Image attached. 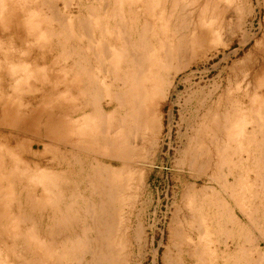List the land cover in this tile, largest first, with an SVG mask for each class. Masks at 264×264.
<instances>
[{
	"label": "rangeland",
	"instance_id": "rangeland-1",
	"mask_svg": "<svg viewBox=\"0 0 264 264\" xmlns=\"http://www.w3.org/2000/svg\"><path fill=\"white\" fill-rule=\"evenodd\" d=\"M19 1L0 0V95L3 94L4 103L8 98L12 102V110L14 109L13 112L16 111L15 120H17L18 126L27 125L29 134H32L39 129L32 111L36 105H39L36 101L40 97V91H43L42 95L45 94L47 98L52 96L49 91L50 83L45 82L47 77H50V66L53 65L57 69L58 66L61 67L64 64L63 57L60 58L63 51L62 46L56 45L55 47V44L57 42L64 43V41L62 39L63 34H61L62 30L58 24L55 21L51 22L48 16L46 18L47 12L43 7V0H39V2L37 0L36 3H34L35 1L31 2L32 0ZM54 1L63 14H69L68 20L71 24L70 39L72 38L70 41L71 44L75 43L74 46L76 48L79 45L80 50H75L71 59L81 58V63L89 67L92 72L91 76L88 79L86 78V81L81 85L82 89L87 93H85L86 96L89 94L87 100H93L95 95L97 96L98 90L105 85L102 88L105 93L102 96V100L98 99L97 104L105 112H113L116 104L113 102L111 105H107L110 101V96L107 92H112L118 85L122 84V81L114 79L115 75L113 72L109 73V71L100 70V64L92 56L91 51L87 50V48L89 49V45L87 46L88 40L85 39V35L78 33L81 27L80 19L84 21V18L87 20L92 18V23L98 19L97 21L100 20L99 23L104 26L105 31L107 30L106 39L109 41L115 40L116 42L112 43L111 46L124 41L122 38L117 40L114 36L116 22L114 17L111 16L107 19L103 17L102 4L106 3L107 0ZM26 3L27 6L25 5ZM65 4H68L67 8L64 6ZM124 7L126 8H123L122 16L126 17L129 30L132 24L128 20V7ZM112 8L113 0H109L107 12L111 14ZM30 10L34 11L32 13L35 15L31 16ZM125 12L127 13L124 15ZM167 13L171 15L169 20ZM40 14L43 15V18L40 17L42 16ZM164 15L165 21L161 28L156 27L157 35L154 38L151 37L154 46L152 60H157L159 56L160 60H164L167 57L170 61L171 68L168 71L169 86L165 97L161 98V100L158 99L159 104H156V106H159L156 107L157 109L155 108L157 130L153 136H149L150 150L148 155L144 158H142V155L134 163L131 162L130 171L127 170L126 174L124 173L126 176L123 175L126 178H123L125 184L123 192L120 191L119 193L122 198L117 202L120 203L119 213L116 212L108 221L116 225L112 240L119 244L120 247L119 257L114 255V252L111 254L113 257L111 263L206 264L209 262L211 264H248L247 260L241 257L236 244L240 230L234 225L235 223H232L226 216L222 215L219 209L221 204H225L231 210V205L223 194L219 182H221V175L230 168L233 169V167H231V162L228 160L221 170L213 174L218 182L214 181L211 179L213 168H209L206 163V157L210 154L214 155V147L220 144V139H224V133H218L216 129L219 123H223V116L226 110L230 108V103H242L245 106L249 103L250 98L254 96L253 86L256 85V81L259 78H253L251 72L253 71L252 68L259 63L258 52L264 47V0H181L179 5L173 9L170 1H168ZM37 18L39 21L42 18V26ZM93 29L95 38L99 40V24L93 26ZM201 34L203 35L201 36ZM38 36L41 37L42 41L37 39L39 38ZM44 36L45 38H43ZM202 37L205 38L203 39ZM49 39L50 41H48ZM34 41H37V43ZM38 43L46 45L39 46ZM51 46L53 47L52 50L49 49ZM167 46L172 48L171 52ZM178 48L179 51L177 52ZM4 49L7 50L6 53ZM40 50L45 53L43 54ZM51 53L54 54L52 55ZM78 54H81V56ZM37 55L39 58L43 56V60L42 58L39 59ZM71 59L68 60L70 64L73 63ZM178 63L179 65L183 64L184 67L176 70L175 67H177ZM38 65L40 66L38 67ZM4 74L6 75V83H9V86H4ZM62 75L63 77L65 75L68 76V80L72 79L73 81V74H70V76L67 73ZM41 81L45 82V85H42ZM147 84L150 86L149 83ZM58 89L57 95L60 97L59 102L61 104L70 105L69 102H71L73 106L72 102L75 101L77 103L79 100L75 99V95H72L71 92L64 91L62 83L58 86ZM262 90L256 88L255 91L258 93L256 96H262ZM148 96L154 98L149 91ZM63 99H65L64 102L66 101V104L62 102ZM68 99H71V101ZM150 100L151 98H148V103H150ZM72 109L67 111L70 112ZM255 109H252V112L250 111L251 115L256 111ZM91 113L92 110L88 107L86 114L90 115ZM247 113L244 114L246 117L250 114L249 112ZM261 113L260 116L264 119V108L261 109ZM251 115L249 116L250 119ZM23 116H27L28 119ZM69 116L71 118L69 122H71L73 128L69 130L72 126L68 124L69 128L67 125V131H64V133L69 141L67 144H69L70 153L62 155L58 151V153L46 152L44 161H37L38 163L29 162L21 155L22 149L17 144L18 142H23V146L27 145L28 138L24 137V133H20L15 128L8 126V122L3 125V122L0 121L3 128L5 126L7 135L11 133L15 136V139H11L10 143L7 144L4 140L5 134L0 133V176H2L0 178V264H43V262L45 264H85L86 261L91 259L90 254L82 252L79 247L81 243L86 242L89 247H92L89 249L94 252L102 251V253H106V249L99 248V245L95 242L94 229L98 227L97 222L82 215L81 210L86 205H84L80 197L72 202H70L71 200L68 201L69 203H74L71 204L70 218L66 222L67 224L70 223V225L66 224V227L68 229L72 228V233L64 236L57 233L46 235L44 232L46 218L40 219L36 215L33 216V213L29 211L26 213L27 209L23 206V199L19 200V192L23 183H36L37 186L40 184L34 179L25 182L20 181V178L26 175L22 171L33 170L36 165L40 166V169L48 167L46 170L63 172L65 177L62 178L66 180L67 185H62L59 188L66 191L68 195L78 194L81 196L87 195V193L90 194L89 190H87V185L84 184L86 172L83 167L87 164L85 162V159L87 161L85 156L87 153L80 149L82 147L88 149L89 164L91 162L93 166H96V163L99 162L110 169L122 167L119 160L100 156L98 143L91 141L93 140L91 130L88 133L87 129H90L89 126L85 123L81 124L80 126H87H85L87 129L83 126V131L81 130L83 127H79L77 123L78 116ZM247 129V134H249L251 126L247 125ZM79 131L85 133H80ZM56 135L58 136L57 132ZM57 136H55V139H57ZM243 136L244 139L242 137L239 138L244 143L240 139L236 140V136H233L234 138L231 137L230 140L224 139L225 144L228 146L241 147L238 154L242 156V159L246 157L247 153H251L252 156L248 162L244 161L241 164L242 166L233 169V171L238 170L235 171L236 177L241 175L239 177V179L241 178L240 182H231L233 184L231 186L240 187L237 189L238 191L241 190L249 178L251 180L255 178L256 169L253 161L260 155H264V142L260 143L258 140L259 142H251L249 145L248 137L246 135ZM78 137L79 139H77ZM257 137V139L260 138L259 135ZM70 139L74 141V144L77 141L79 143L71 144L73 141ZM254 144L257 146L263 144V151L262 148H258ZM40 149L43 150L41 147ZM40 149L36 148L35 151L41 152ZM232 153L233 151L226 150L224 155L231 157L233 156ZM193 155L195 161L190 164ZM20 158L23 159L26 166L23 169L16 170V162L20 163ZM93 159H97V162ZM58 162L64 163V166L58 167ZM50 165H53V168H49ZM7 171H9L8 174L5 173ZM131 173L132 175H130ZM8 175L9 179L7 178ZM62 182L60 183L57 180L56 186L61 185ZM252 182L251 189L256 193L254 202L258 205L262 202L264 205V185L262 180H253ZM88 199L86 201L88 206H97L96 200L91 197H88ZM50 205L47 203L45 206L49 208L51 207ZM18 206L21 208L19 209ZM64 207L65 205H60L59 203L54 206L55 209H63ZM246 208L249 209V207ZM237 214L239 213L237 212ZM22 215L23 217L26 216V218L24 217V219ZM233 216L237 222L242 224L244 233H247V236L252 239H254V236H258V231L251 229L245 219L240 221L237 216ZM54 221L57 223V219ZM54 221L52 222L53 224ZM256 246L258 247V245ZM36 247L38 248L36 249ZM195 248H205V255L200 256V252H194ZM51 249L53 250L52 253L55 252V254L51 253ZM55 256L59 258L57 259ZM50 257H52V263H50L51 261L48 262Z\"/></svg>",
	"mask_w": 264,
	"mask_h": 264
},
{
	"label": "bare ground",
	"instance_id": "bare-ground-1",
	"mask_svg": "<svg viewBox=\"0 0 264 264\" xmlns=\"http://www.w3.org/2000/svg\"><path fill=\"white\" fill-rule=\"evenodd\" d=\"M33 1H35L34 3H36L37 0H32L31 2H33ZM107 1H106V3L102 4L103 5L102 8L104 10V16L103 17H104V19L105 18L107 19L111 16L114 17V19L116 21L115 26H114L115 27L114 36L117 40H119V38H122V39H124V41L122 43L119 42L118 44H115V46H111L112 43H116V42H115V40L109 41L108 39H106V33H107L106 31L107 30L105 31V29L103 28L104 26H102V24L99 23L100 20L97 21L98 19L96 20V22H93V23L91 21L92 18L90 20H87L86 18H84V21H83V19H82V21L80 19V24H81L80 26L81 27L79 26L80 31L78 33H80V35H85V37H86L85 39L88 40L87 46L89 45V49L87 47L86 48H87V50L91 51L92 56H94L96 58L97 63L100 64L99 65L100 70L102 69L103 71H109V73L113 72V74L115 75L114 79L122 81V84L118 85L117 88L114 89L112 92H109V93L107 92V94L110 96V101L107 103V105H111V103H113V102H114V104H116V107H114L115 109L113 110V112L107 113V112H105V110L100 105L97 104L98 99L100 98V100H102V96L105 93L104 89H102L105 85L102 88L100 87L101 88L100 90L96 89L99 92L98 93L95 92L97 94V96L94 93L95 97L93 100H91V99H90L91 101L87 100V96L89 94L86 96L87 93L84 89H82L81 85L83 82L86 81V78L88 79L91 76L92 72H91L89 67H87L81 63L82 62L81 58H78L75 60L71 59L72 54L75 52V50H77V49L80 50L79 45H78V48H76V46H74L75 43L71 44L70 40L72 38L70 39V37H71L70 25L71 24H70V21L68 20L69 14H66L67 16L65 14H63V12H61L59 10V7H58V5H56L54 0H43V7L47 12L46 18L48 16V18L51 20V22L55 21L58 24V26L60 27V29L62 30L61 34H63V38L62 37L61 38L63 39L64 43H62V42L56 43L55 42L56 44L55 43L54 44H55V47H56V45L62 46L63 51H62V56L60 55L61 56L60 58L63 57L64 64H62L61 67L58 66L57 69H55V67L53 65L50 66L51 67L49 70L51 72L50 77L49 78L47 77V81L45 80V82L50 83L49 84V89H50L49 91L52 93L51 94L52 96L47 98L45 94L42 95L43 91H40V97L36 101V102H38L39 105L38 106L36 105L35 108L33 109V111L31 110L32 115H33L35 121L37 122V124L39 126V129L35 133L29 134V132H28L29 127L27 125L18 126L17 120H15L16 119L15 118L16 111L13 112L14 109L12 110V102L8 98L9 100L7 99V101L4 103V96H3V94L0 95V121L3 122V125L5 122H8V126L15 128L20 133H24V137L28 138V143L26 146H23V142L22 143L18 142V144H17L20 147V149H22L21 155L24 156L27 161L34 162V163H38L37 161L43 162L46 152H57L58 151L62 155H65L66 153H70V150L68 148L69 144H67L69 141L66 138V134L64 133V131H67L66 129H67L68 124L71 125V122H69V120H71L69 115H71V117L75 115V116H78L77 123H78L79 127H83L84 125L80 126L83 123H85L86 125L89 126L90 129H87L86 125H85L86 127L85 126L84 127L88 130V133H89V130H91L90 132H92L91 134L93 135V140H91L90 138H88V139L91 141H94V143H96V142L98 143V144L97 143L96 144L99 145L98 148H99L100 156L107 157V158H114V159H117L121 162L122 167L119 169H115V168L110 169L107 166H104V164L99 163V162L96 163V166H93L91 164V162H90V164L88 163V160H89V157H88L89 154L87 152L88 149L83 148V147L80 148L85 153H87L85 155L87 158V161L85 159V162H87V164L84 165V167H83V170L86 172V175L84 176V184L87 185V190H89V192H90V194L87 193V195H81V196L78 194L68 195L66 191L59 188V187H62V185H64V186L67 185L66 180H64L62 178V177H65V174H63V172L46 170L48 167H46V169H40V166H37L36 164H35L36 165L35 169H33V170L22 171V173H25L26 175L21 177L20 181L22 180L23 182H25V181H28L30 179H34V180L38 181L40 184H39V186H37L36 183H33V184L28 183V182H26V184L23 183L21 185V188H20L21 191L19 192V200L23 199V203H24L23 206H25V208L27 209L26 213H28V211H29V212L33 213V216L36 215L40 219L46 218V226H45V231H44L46 233V235H51L53 233H55V234L57 233L60 235L62 234L64 236V235H67L68 233L69 234L72 233L71 232L72 228L70 227L71 229H68L66 227V224H67L66 222L70 218L69 215L71 213V209H70L71 204H74V203H69L68 201L71 200L70 202H72L74 200H77V198L80 197V199L84 202V205H86V206L83 207L81 210L82 215H84L85 217L90 218L93 221L97 222L98 227L94 229L95 235H96V241L95 242H96V244L99 245V248H105L106 249V253H102V251H99L97 253V252H94L93 250L89 249L91 246L89 247V245L86 244L87 242L81 243L79 249H81V251L84 253H89L90 257H91V259L89 261H86L85 264H112L111 260L113 259V257L111 254L113 252H114V255H116V256L118 255V257H119V254H120L119 244H117L114 240H112V234L116 229V225H115V223H109L108 221L111 217H113V215L116 212L119 211L120 203H117V202H119V199L121 200L122 197H121V195L119 196V193H120V191L123 192L122 190L125 187L123 180L126 178V177L124 178V176H126V175H124V173L132 167V166H130L131 162L134 163L142 155H143L142 158H144L146 155H148V152L150 150V143H148L149 136H153L157 130V116H156L155 108L158 105L156 106V104L158 103V99L161 100V98L165 97L166 90L169 86L168 71L171 68L170 61L167 59V57L164 60H160L159 56H158L157 60H154V61L152 60L153 52H154V50H153L154 46H153L151 40H152V38H154L157 35L156 27L161 28L163 22L165 21V15L164 14H165V8H166L168 1H170V5L173 9L179 5L181 0H113V8L111 9V14L107 12L109 0H107ZM38 2H39V0H38ZM25 5L27 6V3ZM21 6H22V4H21ZM64 6L67 8L68 4H65ZM124 6L128 7L127 8L128 14H129L128 20H130V24H132L131 28L129 26V28H130L129 30L127 27L128 21H127L126 17L122 16V10H123V8H126ZM27 11H28V9H27ZM68 11H69V9H68ZM32 12H34V11H31V16L35 15ZM41 13H42V11H41ZM126 13L127 12H125L124 15ZM169 13H167L168 20H169V17L171 16ZM168 14H169V16H168ZM40 15H42V14H40ZM28 17H27V19H28ZM40 17L43 18V15ZM42 18L40 21L37 18V20L39 21L40 24H41V21H43ZM32 20H33V17H32ZM47 22H49V21L47 20ZM166 22H168V21L166 20ZM49 24L51 25V23H49ZM97 24H99V26H100V32H99V36H98L100 38L99 40H97L95 38L94 29H93V26H95ZM50 25H49V27H50ZM41 26H42V24H41ZM4 27H3V29H4ZM38 27H36V28H38ZM48 28H46V29L48 30ZM29 33H31V32H29ZM51 34H53V33H51ZM202 35L203 34H201V36ZM45 36H46V34H45ZM45 36L43 38H45ZM40 38L41 37H39L37 39H40ZM202 38L204 39L205 37H202ZM44 41H45V39H44ZM48 41H50V39ZM38 42H40V41L38 40ZM35 43H37V41ZM38 44H39V46L40 45H42V46L46 45V44L44 45V43L43 44L38 43ZM171 45H172V43H171ZM52 48H53L52 46L49 47L50 50H52ZM168 50L171 52L172 48L170 47ZM178 51H179V48H178L177 52ZM6 52H7V50H5V53ZM40 52H42V51L40 50ZM56 53L58 54L57 51H56ZM258 53H259V56H258L259 63H257V66L252 68L253 71L251 72L252 73L251 76L253 78H259L256 81V85L253 86L254 87L253 88L254 89V91H253L254 96L250 98L249 103L245 106L242 103H237V104L230 103V108L226 110V112L223 116V123H219V125L216 129L218 133H220V132L224 133V139L225 140L226 139L230 140L231 137L236 136L237 137V138L235 137L236 140L240 139V141H241V138H239V137L246 135L248 137L247 139L249 141V145L251 142H256L258 140L260 141V143L264 142V119H263V117L260 116L261 109L264 108V47ZM51 54L53 55L54 53H51ZM38 55H37V57H38ZM78 55L81 56V54H78ZM6 56H4V57H6ZM169 56H171L170 53H169ZM42 57L43 56H40V58H42ZM56 58H58V57H56ZM171 58H172V56H171ZM69 59H71V61L73 62L72 64L68 63ZM83 59H84V57H83ZM42 60H43V58H42ZM184 62L186 63V61H184ZM184 62H183V64H184ZM183 64H181V65H179V63H178V65L176 64L177 65V67H175L176 70L183 68L184 67ZM39 66L40 65H38V67ZM48 66H49V64H48ZM88 66H89V64H88ZM3 67H4V65H3ZM45 67H47V66L45 65ZM92 69H94V68H92ZM16 70H17V68H16ZM66 73L69 76H70V74L71 75L73 74V81H72V79L70 81L68 80V78H67L68 76L65 75ZM62 74H64L65 76L63 77ZM242 75H244V74H242ZM150 79H151V81H150ZM3 80H4V86H9V83H6V75L5 74L3 76ZM41 82H42L41 83L42 85H45V82H43V81H41ZM61 83L64 86V91L71 92L72 95L73 94L75 95L74 96L75 99H77V100L79 99L78 101L76 100L77 103L75 101L72 102L73 106L71 105V102H69L70 105H67L65 103L66 101L64 102L65 99H63L62 102H64L66 105H63V103L61 104L59 102L60 97L57 94L59 91L58 86H60ZM73 83L74 84L76 83V84L74 85ZM147 83H149L151 87L148 86ZM95 85H97V84L95 83ZM99 86H101V85L99 84ZM256 88L263 89L262 90V92H263L262 96H260V95H259V97L256 96V94H258L255 91ZM87 89L90 90L88 87H87ZM4 91H6V90H4ZM148 91L151 93V95H153L154 98L148 96ZM45 92H46V90H45ZM57 98H58V100H57ZM64 98H66V97H64ZM92 98H93V95H92ZM148 98L149 99L151 98L150 103H148ZM66 100H67V98H66ZM68 100L71 101V99H68ZM32 101H33V98H32ZM67 103H68V101H67ZM258 105H259V107H258ZM88 107L90 110H92V113L90 115L86 114V110ZM255 108H257V109H255ZM68 109H72V110L69 112V111H67ZM252 109H255L256 111H254V113L251 115L250 111ZM157 112H158V110H157ZM247 112L250 113L249 116L251 115V119L249 116L246 117V115H244ZM67 115H68V117H67ZM17 116H18V114H17ZM23 117H27V116H23ZM221 117H222V115H221ZM27 119H28V117H27ZM25 122H26V119H25ZM30 124H31V122H30ZM1 125L2 124L0 123V133L5 134L4 140L7 144H9L10 143L9 141L11 139H15V136H13L11 133L10 134L8 133L9 135H7V130L5 129V126L3 128V125L2 126ZM247 125L251 126V130L249 131V134H247V132H248L247 131L248 130ZM6 127H7V125H6ZM84 127L81 130L84 131ZM68 128H69V125H68ZM71 128H73V126L70 127L69 130H71ZM216 130H215V133H216ZM56 132L58 133V136L56 135ZM70 133H71V131H70ZM70 133H69V135H70ZM80 133H85V132H80ZM80 133H79V135H80ZM71 135L73 136V134H71ZM257 135L260 136L259 139H257L258 138ZM55 136H57V139H55ZM83 137H85V135H83ZM87 137H89V136L87 135ZM77 139H79V137ZM224 139H220L221 140V141L219 140L220 144L216 145L214 147V150H215L214 155L208 154L209 155L208 157L205 156L206 157V163L209 165V168H211V167L213 168V173L211 174V179L214 181H217V182H218V180H215L216 177L214 178L213 174H216L218 172V170H221L224 167V164H226L228 162V160H230V162H231V167H233V169H235L238 166L239 167L242 166L241 165L242 162H244V161L248 162V160L252 157L251 153H247L246 157L244 159H242V156L240 154H238L240 152L239 149L241 147L240 146L234 147L235 145H233V147L228 146L225 144ZM15 141H17V140H15ZM71 141H73V140H71ZM77 142L79 143V141H77ZM234 142H235V140H234ZM243 143H244V141H243ZM71 144H74V141L71 142ZM147 144H149V145H147ZM262 145H260V146L255 145V146L258 148H262ZM40 147L43 150H41ZM36 148H39L41 150V152L35 151ZM72 148H73V146H72ZM226 150L233 151V153H232L233 156H231V157H229V155L225 156L224 152ZM243 151H245V150H243ZM262 151H263V148H262ZM197 156H198V154H197ZM82 157H84V156H82ZM0 160H1V157H0ZM2 160H3V158H2ZM93 160L95 162H97V159H93ZM19 161H20V163H22V162L23 163L20 165V163L16 162V164H17L16 170H19L20 168L23 169L26 166V165H24V161L22 158H20ZM193 161H195L194 155L190 160V164L194 163ZM200 162H201V160H200ZM253 162H254L253 163L254 167L256 169L255 173H254L255 178L253 180L256 181V180L261 179L262 183L264 185V174H263L264 173V155H260L258 158H255ZM39 164H41V163H39ZM57 166L62 167V166H64V163L58 162ZM201 166L203 167V165H201ZM51 167L53 168V165H50L49 168H51ZM197 167H199V166H197ZM233 169L230 168L228 171H225V173L223 172L224 174L221 175L222 177H221V182H219V185L221 186L223 194L226 196L228 202L231 205V207H230L231 210L225 204H221V206L219 208L220 213L222 215L226 216V218L229 221H231L232 223H235L234 225H236L238 227V230H240L239 236L237 238V243L236 242L235 243L237 244V248H238V251H239L241 257L244 260H247L248 264L249 263L250 264H264V205L262 204V202L260 205H258L256 202H254V200L256 198V193H254L251 189L252 184H253V182H252L253 180H251L250 178L246 182V184L242 187L243 189L241 188V190H239V191L237 189L240 187L231 186V185H233V184H231L232 181L240 182L239 180L241 179V178L239 179V177L241 175H238V177H236L235 171H238V170L233 171ZM238 169H240V168H238ZM9 171H7L5 173L8 174ZM130 175H132V173ZM1 177L2 176H0V178ZM8 177H9V175L7 176V178ZM135 179H136V177H135ZM57 180L60 181V183H61V181H63L62 184L56 186ZM243 180H244V178L242 179V185H243ZM126 187H127V185H126ZM128 187H129V185H128ZM247 189H248V191H247ZM126 191H128V190H126ZM84 194H86V193H84ZM16 196H18V195H16ZM88 197H91L94 200H96L97 206H92V207L88 206V204L86 203ZM260 200H262V199H260ZM47 203L51 204L50 205L51 207L46 208L45 205ZM57 203H59L60 205H65V207L63 209L62 208L55 209L54 206ZM89 204L91 205V203H89ZM245 205H246V207H249V209L246 208ZM18 207H19V209L21 208L20 206H18ZM23 210L25 211V209H23ZM237 212L239 214H237ZM56 214H57V216H56ZM233 215L237 216L240 221H243V219H245L246 223L248 224V226L251 229H253V230L255 229L258 231V233H257L258 236L257 237L254 236L253 237L254 239H252L250 236H247V233H244V230H243L244 228L242 227V224L237 222L234 219ZM239 215L241 218L239 217ZM22 217H23V215H22ZM24 217L26 218V216H24ZM114 218H116V217H114ZM56 219H57V223H55V221H54ZM53 221H54V224L52 223ZM68 223H69V221H68ZM67 225H70V223ZM200 232H202V231H200ZM29 241H30V239H29ZM65 245H66V243H65ZM227 245H229V244H227ZM256 245H258L259 248ZM28 246H30V245H28ZM37 248L38 247H36V249ZM54 251H57V250H54ZM195 251L200 252V256H203L206 253L205 248H201V249L195 248L194 252ZM222 251H223V249H222ZM52 252H53V250L51 249V253ZM28 253H29V251H28ZM52 254H55V252ZM52 254H50V255H52ZM206 255H208V254H206ZM52 257L48 258L49 259L48 262H50V261H51L50 263L53 262V260L51 259ZM53 259H54V257H53ZM43 264H45V263L43 262ZM206 264H211V263L208 262Z\"/></svg>",
	"mask_w": 264,
	"mask_h": 264
}]
</instances>
